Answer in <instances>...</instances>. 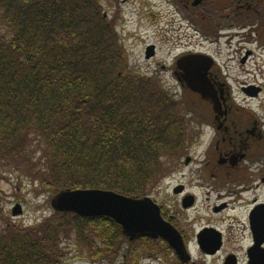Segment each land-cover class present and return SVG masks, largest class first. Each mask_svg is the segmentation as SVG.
I'll use <instances>...</instances> for the list:
<instances>
[{
  "label": "trees",
  "instance_id": "16d2710c",
  "mask_svg": "<svg viewBox=\"0 0 264 264\" xmlns=\"http://www.w3.org/2000/svg\"><path fill=\"white\" fill-rule=\"evenodd\" d=\"M116 41L97 0H0V158L53 194L141 198L181 156L187 108L129 72ZM8 228L0 264H63L59 244L72 236L108 262L123 244L146 257L172 252L160 239L128 241L106 217L55 212L35 228ZM125 257L134 264L137 253Z\"/></svg>",
  "mask_w": 264,
  "mask_h": 264
},
{
  "label": "flooded vegetation",
  "instance_id": "af4514ba",
  "mask_svg": "<svg viewBox=\"0 0 264 264\" xmlns=\"http://www.w3.org/2000/svg\"><path fill=\"white\" fill-rule=\"evenodd\" d=\"M110 1L115 6H127L129 21H124L123 14L113 16V29L118 35L128 26L129 38L150 27L164 33L169 27V33L183 29V37L196 38L199 46L218 43L222 38L228 43L236 39L238 45L262 43L256 52L234 48V54L243 51L242 64L256 53L264 55V35L257 34L256 29L264 22V0H160L158 6L142 5V0ZM193 45L182 47L171 63L161 65L182 89V79L189 73L187 64L192 61L189 58L212 57L198 49L204 45ZM143 52L146 60H153L156 46L145 44ZM214 65L208 78L216 98L205 101L194 94L198 97L196 103L188 104L186 127L194 132L196 141L191 146L184 144L185 153L178 159L182 162L173 173L176 182L172 210L160 203V216L179 233L189 264H249L251 256L257 255L251 253L253 249L264 251V124L239 103L242 100L233 97L230 78ZM239 88L248 99L263 91L261 86L248 82Z\"/></svg>",
  "mask_w": 264,
  "mask_h": 264
},
{
  "label": "rangeland",
  "instance_id": "374dc122",
  "mask_svg": "<svg viewBox=\"0 0 264 264\" xmlns=\"http://www.w3.org/2000/svg\"><path fill=\"white\" fill-rule=\"evenodd\" d=\"M97 2L101 7L102 16L107 19L112 28L114 25L112 21L114 15H126V4L115 6L110 0H97ZM143 3L158 6L160 0H142L140 4L144 5ZM117 10H120V13L117 12ZM124 21H129L127 15ZM260 24L261 25L257 24L256 26L257 34L264 35V22L262 21ZM158 25L161 26V23ZM152 28L153 27L147 29L145 33L134 35V38H129L130 34L128 31L131 32V26L123 28V31L126 33V38L124 37L123 31L121 35H118L114 29L113 32L117 40L116 42H118V45L121 47V52L125 55V62L129 72H143V75L156 80L159 85L168 91L173 100L181 101L184 104V108H187L184 111H186L188 108L190 109L188 104L190 105L192 102L196 103L195 101L198 97L190 93L187 89H182L167 70L161 69V65H168L171 63L173 56L181 51L182 47H186V45L191 47L194 46L193 44L198 45L199 42L196 38H184L183 29H181L179 33H169L167 32V28L169 27H165L164 33L161 29V31H158ZM142 30L143 27H140V31ZM190 32V34H192V30ZM248 32L247 29L244 30V34ZM145 44H154L156 46L157 53L153 60L148 61L144 58L143 48ZM258 44L262 43L257 42L248 46L242 43L238 45L236 39L228 43L227 38H222L218 43H200V46L198 45L196 47L198 48L204 45L202 48L198 49L204 50L210 54L212 56L211 58L214 60V66L220 68L225 77L230 78L229 83L231 84L230 88H232L233 97L237 100H242L239 103L243 104L245 106L244 108H246L249 113L257 115L260 122L264 124V55L259 57L256 53V56L253 55L255 58H249L245 64H242L241 58L243 51H241L240 55L233 53L236 46L244 50H253L256 52ZM242 45H244V47ZM243 82L261 86L263 91L261 94L251 99L245 98L244 93H242L239 88ZM186 113L190 114L187 111ZM194 136V132L192 134V132L189 131V137L184 141L188 142L187 146H191L196 141ZM202 145L201 143L200 146ZM187 146H182L181 154L185 153V147ZM180 157L179 159H181ZM8 160L9 159L4 160L0 158V234L5 233L9 229L8 226L10 229L18 231L26 228H35L55 213L50 204V199L54 194L42 186L37 180L33 179V177L25 174L22 169L12 164L13 162ZM181 162L182 160L172 162L171 169L163 178L158 180L155 184L156 186L146 195L150 196L158 206L160 203H163L166 209L172 210L174 202L172 188L176 182L174 181L173 173L177 165ZM15 204L21 206L22 214L13 217L10 212ZM79 242L80 241L73 236L68 240L61 238L59 247L64 253L61 258L63 264H122L125 258H127L125 256L130 253L132 255L137 253V257H134V264H176V256L170 251L166 253L165 250L163 248L160 249V247H156L158 253L155 257H146L147 253L140 255V251L137 250V247H140L139 244L133 246L123 244L119 254L113 258L112 262H108L104 259L99 260L93 258L88 249L81 247Z\"/></svg>",
  "mask_w": 264,
  "mask_h": 264
},
{
  "label": "water",
  "instance_id": "95a60500",
  "mask_svg": "<svg viewBox=\"0 0 264 264\" xmlns=\"http://www.w3.org/2000/svg\"><path fill=\"white\" fill-rule=\"evenodd\" d=\"M187 65L189 73L182 79L184 86L201 100L212 101L215 92L209 77L214 60L209 56H193ZM215 106V104H213ZM53 211L75 214L82 218L106 217L112 219L121 229L122 236L130 242L141 238L161 239L166 242L181 264H189L190 257L182 239L174 227L160 216V209L151 197L141 198L120 195L102 189H64L50 199ZM19 204L11 210L13 217L22 214ZM249 264H262L264 251L253 249Z\"/></svg>",
  "mask_w": 264,
  "mask_h": 264
}]
</instances>
